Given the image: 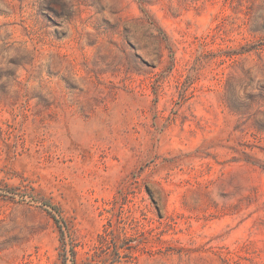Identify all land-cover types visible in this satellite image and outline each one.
I'll use <instances>...</instances> for the list:
<instances>
[{
    "label": "rangeland",
    "instance_id": "1",
    "mask_svg": "<svg viewBox=\"0 0 264 264\" xmlns=\"http://www.w3.org/2000/svg\"><path fill=\"white\" fill-rule=\"evenodd\" d=\"M0 264H264V0H0Z\"/></svg>",
    "mask_w": 264,
    "mask_h": 264
},
{
    "label": "clouds",
    "instance_id": "2",
    "mask_svg": "<svg viewBox=\"0 0 264 264\" xmlns=\"http://www.w3.org/2000/svg\"><path fill=\"white\" fill-rule=\"evenodd\" d=\"M117 120V113L114 111L108 115H98L87 122L74 119L71 122V129L74 136L86 141L96 135H102Z\"/></svg>",
    "mask_w": 264,
    "mask_h": 264
},
{
    "label": "trees",
    "instance_id": "3",
    "mask_svg": "<svg viewBox=\"0 0 264 264\" xmlns=\"http://www.w3.org/2000/svg\"><path fill=\"white\" fill-rule=\"evenodd\" d=\"M49 207H50V205H48ZM52 208V207H51ZM73 261H75V258H74V256H73Z\"/></svg>",
    "mask_w": 264,
    "mask_h": 264
}]
</instances>
